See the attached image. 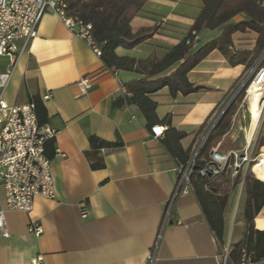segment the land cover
Here are the masks:
<instances>
[{"label": "crops", "instance_id": "1", "mask_svg": "<svg viewBox=\"0 0 264 264\" xmlns=\"http://www.w3.org/2000/svg\"><path fill=\"white\" fill-rule=\"evenodd\" d=\"M254 1L264 6V0ZM201 9V0H149L131 29L133 34L155 32L136 48L118 49L117 54L138 60L162 58L185 37ZM246 19L240 14L231 23ZM222 33L223 28L211 35L203 30L196 49L201 36L209 37V43ZM256 39L254 32L234 34V54L252 51ZM1 59L0 73H6L11 59ZM246 73L245 66H231L219 51L213 52L188 74L200 92L171 97L164 89L153 97L158 118L171 116L172 126L188 135L182 142L184 149L190 148ZM85 77L92 80L93 87L83 94L77 83ZM139 78L125 71L114 75L54 13H45L37 37L16 65L4 100L21 106L39 98L46 107L47 127L56 132L52 160L56 197L36 198L31 213L6 211L9 237L0 235V264H33L38 256L44 257L45 264L221 263L220 245L194 193H179L166 217L178 174L162 139L152 137L135 106H114L126 93L125 85ZM47 94L50 99L43 101ZM90 136L107 142L121 140L124 148L103 152L105 168L94 171L85 156ZM260 150L261 157L264 147ZM240 206L244 201L239 205L230 192L225 213L230 250L240 245L245 233L244 221L235 228ZM0 210H5L3 195ZM33 223L42 226V236L29 232ZM254 225L264 231V206ZM256 264H264V260Z\"/></svg>", "mask_w": 264, "mask_h": 264}, {"label": "trees", "instance_id": "2", "mask_svg": "<svg viewBox=\"0 0 264 264\" xmlns=\"http://www.w3.org/2000/svg\"><path fill=\"white\" fill-rule=\"evenodd\" d=\"M148 1L68 0L67 14L92 25V36L101 48V59L108 69L113 72H132L140 76L125 85L126 95L118 99L114 106H135L149 130L156 125L166 126L168 130L161 138V144L176 165L184 166L191 158V148L184 149L182 145L188 135L172 126L171 116L163 120L158 118V104L153 97L164 89H168L171 97L200 92L201 88L195 87L189 81L188 74L215 51L224 55L231 66L243 65L248 71L264 53V6L254 0H201L202 9L194 24L185 37L162 58L151 56L138 60L119 56L118 49L132 50L155 32V29H149L133 34L131 29L132 21L142 13ZM240 14H244L247 19L240 23H231ZM222 28L220 37L196 49V38L203 30L216 31ZM246 32L257 34L253 50L237 51L234 54V34ZM246 90L247 88L243 92ZM32 101L36 105L40 126H47L49 116L46 107L39 98ZM235 109L232 107L226 112L210 134L205 150L207 158L231 128ZM89 143L90 150L85 156L94 171L105 168L103 152H116L124 148L121 140L107 142L96 136H90ZM259 147H264V135L259 139ZM45 153L50 160L55 158V139L46 142ZM204 160L196 161L192 175L193 193L220 247L227 244L225 213L229 205L230 191L225 187L224 179L228 178L232 180L234 187L243 184L244 191L245 233L240 245L230 250L231 264H240L244 255L252 264L264 260V231L257 230L254 225L255 218L264 206V182L257 179L252 170L245 175L241 171L234 178L229 174L202 178L197 171L204 166Z\"/></svg>", "mask_w": 264, "mask_h": 264}, {"label": "built area", "instance_id": "3", "mask_svg": "<svg viewBox=\"0 0 264 264\" xmlns=\"http://www.w3.org/2000/svg\"><path fill=\"white\" fill-rule=\"evenodd\" d=\"M67 9L68 0H0V59H11V69L0 73V201L3 195L5 202V210H0V235L3 237H9L6 211L31 213L36 198L53 200L56 197L53 161L45 153L46 142L55 139L56 132L47 126H40L33 101L26 105L11 106L4 100V93L11 82L16 65L37 37L39 24L45 13H54L74 37L84 41L101 57V48L92 36V25L68 16ZM113 73L118 75V72ZM77 86L85 94L92 89L93 82L85 77L78 81ZM125 95L126 93L123 94ZM50 97L47 94L42 100L47 101ZM229 104L230 102L210 119L202 142L206 141L218 126ZM132 119L136 120V117L133 116ZM165 131L163 126L156 125L152 127L151 135L155 140H159ZM198 150L199 148L186 165H175L178 180L166 217L179 193L188 194L194 191L192 175ZM246 162L248 157L245 155H239L237 152L226 154L218 145L212 149L204 160V166L197 172L202 178L220 177L223 174L234 178L242 171ZM83 215L86 216V210ZM29 232L35 237L44 233L42 226L34 223L30 225ZM220 260V264L230 263L229 244L220 247ZM33 264H45L44 257L38 256ZM240 264L252 263L244 255Z\"/></svg>", "mask_w": 264, "mask_h": 264}, {"label": "rangeland", "instance_id": "4", "mask_svg": "<svg viewBox=\"0 0 264 264\" xmlns=\"http://www.w3.org/2000/svg\"><path fill=\"white\" fill-rule=\"evenodd\" d=\"M213 31L207 30L206 35H211ZM209 37L201 36V41L199 43L200 47H203L208 43ZM2 59H0V64ZM264 69V53L261 57L250 67L246 75L241 80L238 88L228 97L225 103L220 107L217 114L230 102L226 110L224 111L221 119L224 117L226 112H228L232 107H235V112L233 115L232 125L229 131L223 136L222 141L219 143L221 151L224 153L237 152L239 155H245L248 157V162L242 167V172L245 175L248 171L252 170L255 162L260 158L262 154L259 147V139L262 134L263 123H264V112L261 120V124L258 127V132L256 133L252 144L247 146V136L250 130L251 125V110H250V101L249 97L251 96V91L255 86V82L259 81L262 70ZM247 90L245 92L244 89ZM255 90V91H254ZM253 90L252 97L255 98L259 94L258 88ZM220 119V120H221ZM208 126V125H207ZM207 128V127H206ZM207 129H205L200 135L201 137L197 138L194 143L191 145V157L194 155L196 150H198L197 161L200 159H206L205 150L209 143V137L206 141L202 142L206 134ZM225 187L228 191L233 192L235 197L239 199V205L243 204L244 201V191L243 184H240L236 187L233 186L232 180L225 178L224 179ZM237 211V224L235 228L238 227L239 223L244 221V206L238 207ZM231 224V222H230ZM231 231L234 230V224L232 223L229 228ZM230 243L229 238H227V244Z\"/></svg>", "mask_w": 264, "mask_h": 264}, {"label": "bare ground", "instance_id": "5", "mask_svg": "<svg viewBox=\"0 0 264 264\" xmlns=\"http://www.w3.org/2000/svg\"><path fill=\"white\" fill-rule=\"evenodd\" d=\"M258 88L259 94L257 96L252 97L253 90ZM255 91V90H254ZM264 73L261 74L259 81L255 82V86L251 91V96L249 97L250 101V110H251V125L250 130L247 136V146L252 144V141L258 132V127L261 124L263 112H264ZM253 172L255 173L256 177L264 181V154L255 162L254 166L252 167Z\"/></svg>", "mask_w": 264, "mask_h": 264}, {"label": "water", "instance_id": "6", "mask_svg": "<svg viewBox=\"0 0 264 264\" xmlns=\"http://www.w3.org/2000/svg\"><path fill=\"white\" fill-rule=\"evenodd\" d=\"M262 72H264V69L262 70ZM263 102H264V97H263ZM253 172V171H252ZM170 224H172V222H170Z\"/></svg>", "mask_w": 264, "mask_h": 264}]
</instances>
